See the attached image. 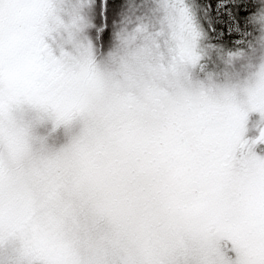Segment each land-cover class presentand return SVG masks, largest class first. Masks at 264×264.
<instances>
[{"label":"snow or ice","instance_id":"6c2138e0","mask_svg":"<svg viewBox=\"0 0 264 264\" xmlns=\"http://www.w3.org/2000/svg\"><path fill=\"white\" fill-rule=\"evenodd\" d=\"M93 4L92 39L66 49L51 41L67 27L54 0H0V192L7 181L22 214L39 213L38 188L76 189L72 168L54 167L67 153L125 137L112 175L131 223L79 253L29 243L20 264H264V131L244 138L250 114L264 120V0L79 7ZM113 17L121 47L105 54ZM29 112L51 124L47 135ZM60 129L62 148L49 142ZM20 226L0 218V242Z\"/></svg>","mask_w":264,"mask_h":264},{"label":"clouds","instance_id":"9594fccd","mask_svg":"<svg viewBox=\"0 0 264 264\" xmlns=\"http://www.w3.org/2000/svg\"><path fill=\"white\" fill-rule=\"evenodd\" d=\"M124 146L126 138L119 137L102 147L87 143L81 153H67L54 167L57 174H63L64 165L70 166L76 189L70 190L67 184L57 187L55 193L38 188L36 198L45 200L41 205L44 210L39 213L33 209L22 214L14 186L6 181L0 192V218L6 224L9 220H18L21 226L14 234L6 233L0 245L12 243L19 251L29 243L43 242L53 247L70 243L79 253L94 238L130 224L128 197L118 190L112 175L111 156ZM58 147H64V143ZM47 171L42 169L40 176L45 177ZM47 200H56L59 204L47 207Z\"/></svg>","mask_w":264,"mask_h":264},{"label":"rangeland","instance_id":"374dc122","mask_svg":"<svg viewBox=\"0 0 264 264\" xmlns=\"http://www.w3.org/2000/svg\"><path fill=\"white\" fill-rule=\"evenodd\" d=\"M81 0H54L57 4L59 15L64 25L67 26L58 28L52 33L51 41L53 46L63 45L66 49L72 47L73 44L83 43L85 39H92L95 29L86 25H94L96 23V14L94 4L93 7H85L81 9ZM136 3H141V0H136ZM28 11L21 13V25L27 23L29 17L24 16ZM143 22L151 25L154 18L150 16L142 17ZM75 22V24H74ZM112 23L111 35L109 43L105 47V54L110 51L119 50L121 47L119 36V20L113 17L110 21ZM26 119L34 125V131L41 136L47 135L51 129V124L48 122H41V116L36 112H29ZM261 124L264 120L261 117L258 119ZM50 143L59 146L65 142V134L62 129L54 133ZM19 252L16 246L12 243L7 245H0V264H20Z\"/></svg>","mask_w":264,"mask_h":264},{"label":"flooded vegetation","instance_id":"af4514ba","mask_svg":"<svg viewBox=\"0 0 264 264\" xmlns=\"http://www.w3.org/2000/svg\"><path fill=\"white\" fill-rule=\"evenodd\" d=\"M259 117V114L256 113H252L249 115L248 120L245 124V139L252 141L259 137L260 132L264 127V122H262L263 124H261V122L258 120ZM255 151L257 155L264 156V144L257 145Z\"/></svg>","mask_w":264,"mask_h":264},{"label":"trees","instance_id":"16d2710c","mask_svg":"<svg viewBox=\"0 0 264 264\" xmlns=\"http://www.w3.org/2000/svg\"><path fill=\"white\" fill-rule=\"evenodd\" d=\"M25 2H27V0H25ZM24 16L29 17V16H30V13L28 12V13L25 14ZM22 24L25 25L26 23L24 22V23H22ZM110 35H111V31L109 32V37H110ZM21 71H27V68H21Z\"/></svg>","mask_w":264,"mask_h":264},{"label":"water","instance_id":"95a60500","mask_svg":"<svg viewBox=\"0 0 264 264\" xmlns=\"http://www.w3.org/2000/svg\"><path fill=\"white\" fill-rule=\"evenodd\" d=\"M264 131V130H263Z\"/></svg>","mask_w":264,"mask_h":264}]
</instances>
